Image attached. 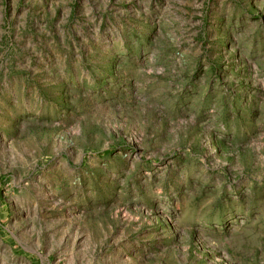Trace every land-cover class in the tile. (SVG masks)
Wrapping results in <instances>:
<instances>
[{
  "label": "rangeland",
  "instance_id": "rangeland-1",
  "mask_svg": "<svg viewBox=\"0 0 264 264\" xmlns=\"http://www.w3.org/2000/svg\"><path fill=\"white\" fill-rule=\"evenodd\" d=\"M0 264H264V0H0Z\"/></svg>",
  "mask_w": 264,
  "mask_h": 264
}]
</instances>
